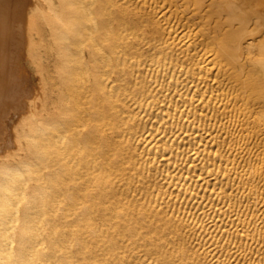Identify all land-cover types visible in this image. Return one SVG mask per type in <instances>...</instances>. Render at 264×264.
<instances>
[{
	"label": "bare ground",
	"instance_id": "1",
	"mask_svg": "<svg viewBox=\"0 0 264 264\" xmlns=\"http://www.w3.org/2000/svg\"><path fill=\"white\" fill-rule=\"evenodd\" d=\"M179 1L200 26L186 49L199 39L233 106L264 131V0ZM146 65L173 78L187 57L127 1L0 0V111L13 110L0 138V264H209L151 199L134 144Z\"/></svg>",
	"mask_w": 264,
	"mask_h": 264
},
{
	"label": "rangeland",
	"instance_id": "2",
	"mask_svg": "<svg viewBox=\"0 0 264 264\" xmlns=\"http://www.w3.org/2000/svg\"><path fill=\"white\" fill-rule=\"evenodd\" d=\"M119 1L152 15L176 60L187 57L173 78V67L146 65L151 104L134 110V144L155 184L153 204L184 222L189 245L209 264H264V131L233 106V90L201 57L199 39L186 49L200 26L179 0ZM10 112L0 111V138ZM143 192L133 193L143 200ZM140 264L154 262L140 257Z\"/></svg>",
	"mask_w": 264,
	"mask_h": 264
}]
</instances>
